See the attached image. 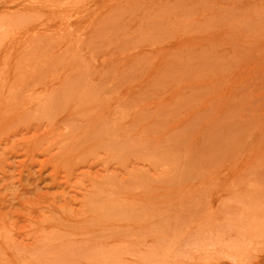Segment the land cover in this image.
<instances>
[{
	"label": "rangeland",
	"instance_id": "rangeland-1",
	"mask_svg": "<svg viewBox=\"0 0 264 264\" xmlns=\"http://www.w3.org/2000/svg\"><path fill=\"white\" fill-rule=\"evenodd\" d=\"M0 264H264V0H0Z\"/></svg>",
	"mask_w": 264,
	"mask_h": 264
}]
</instances>
